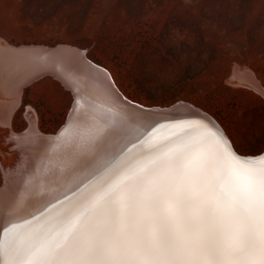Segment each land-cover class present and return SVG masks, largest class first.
Segmentation results:
<instances>
[{
    "label": "rangeland",
    "instance_id": "obj_1",
    "mask_svg": "<svg viewBox=\"0 0 264 264\" xmlns=\"http://www.w3.org/2000/svg\"><path fill=\"white\" fill-rule=\"evenodd\" d=\"M0 38L76 47L131 100L192 103L225 127L240 153L264 152V95L228 81L240 65L264 84V0H0ZM56 78L25 86L12 124L0 123V186L7 164L22 161L17 137L30 126V105L46 134L68 121L74 94Z\"/></svg>",
    "mask_w": 264,
    "mask_h": 264
},
{
    "label": "snow or ice",
    "instance_id": "obj_2",
    "mask_svg": "<svg viewBox=\"0 0 264 264\" xmlns=\"http://www.w3.org/2000/svg\"><path fill=\"white\" fill-rule=\"evenodd\" d=\"M0 264H264V154L215 133L178 138L51 223L0 239Z\"/></svg>",
    "mask_w": 264,
    "mask_h": 264
},
{
    "label": "bare ground",
    "instance_id": "obj_3",
    "mask_svg": "<svg viewBox=\"0 0 264 264\" xmlns=\"http://www.w3.org/2000/svg\"><path fill=\"white\" fill-rule=\"evenodd\" d=\"M0 41V123L12 124L16 108L24 104L25 86L45 75L60 79L75 101L68 121L54 134L42 131L36 109L29 106L30 126L16 134L22 161L7 164L0 186V239L10 232L27 234L45 217L51 223L103 189L120 169L166 151L178 138L215 133L241 156L259 155L240 153L225 127L192 103L163 108L131 100L110 72L76 47ZM230 75L229 83L264 95L263 82L249 68L235 65Z\"/></svg>",
    "mask_w": 264,
    "mask_h": 264
},
{
    "label": "water",
    "instance_id": "obj_4",
    "mask_svg": "<svg viewBox=\"0 0 264 264\" xmlns=\"http://www.w3.org/2000/svg\"><path fill=\"white\" fill-rule=\"evenodd\" d=\"M261 154H264V152L260 153L259 155H261ZM259 155H258V156H259Z\"/></svg>",
    "mask_w": 264,
    "mask_h": 264
}]
</instances>
